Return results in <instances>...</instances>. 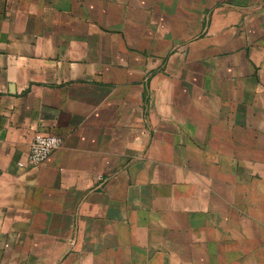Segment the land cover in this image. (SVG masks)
<instances>
[{
  "label": "crops",
  "instance_id": "crops-1",
  "mask_svg": "<svg viewBox=\"0 0 264 264\" xmlns=\"http://www.w3.org/2000/svg\"><path fill=\"white\" fill-rule=\"evenodd\" d=\"M0 264H264V0H0Z\"/></svg>",
  "mask_w": 264,
  "mask_h": 264
},
{
  "label": "built area",
  "instance_id": "built-area-1",
  "mask_svg": "<svg viewBox=\"0 0 264 264\" xmlns=\"http://www.w3.org/2000/svg\"><path fill=\"white\" fill-rule=\"evenodd\" d=\"M62 138L51 133H37L34 135L25 161H19L20 168H31L43 163L48 156L62 146Z\"/></svg>",
  "mask_w": 264,
  "mask_h": 264
}]
</instances>
